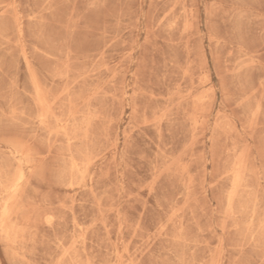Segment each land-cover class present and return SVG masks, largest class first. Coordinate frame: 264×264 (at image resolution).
I'll use <instances>...</instances> for the list:
<instances>
[{
    "label": "rangeland",
    "instance_id": "1",
    "mask_svg": "<svg viewBox=\"0 0 264 264\" xmlns=\"http://www.w3.org/2000/svg\"><path fill=\"white\" fill-rule=\"evenodd\" d=\"M0 264H264V0H0Z\"/></svg>",
    "mask_w": 264,
    "mask_h": 264
}]
</instances>
